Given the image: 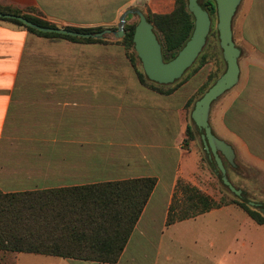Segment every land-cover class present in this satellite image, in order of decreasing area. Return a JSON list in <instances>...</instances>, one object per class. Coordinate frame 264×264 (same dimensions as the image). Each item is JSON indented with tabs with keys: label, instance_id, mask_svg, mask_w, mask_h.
Instances as JSON below:
<instances>
[{
	"label": "crops",
	"instance_id": "obj_1",
	"mask_svg": "<svg viewBox=\"0 0 264 264\" xmlns=\"http://www.w3.org/2000/svg\"><path fill=\"white\" fill-rule=\"evenodd\" d=\"M175 6L176 0H0L2 8L56 27L113 30L129 8L150 17L169 15ZM237 27L233 21V37L248 52L239 58L237 84L213 103L209 121L216 136L234 149L231 182L255 187L245 171L264 177V0H249ZM119 40L102 44L43 37L0 20V190L155 177L157 184L115 264H160L162 257L169 262L177 232L190 227L200 229L198 240L205 245L192 252L194 264H233L235 258L228 256L236 250L254 255L256 242L264 247V239L258 241V224L244 210L247 217H240L234 204L167 226L185 131L191 127L188 105L200 84L196 81L179 104L157 106L189 81L169 95L149 88ZM262 186L264 194V179ZM225 230L234 244L219 239ZM48 257L47 264H107Z\"/></svg>",
	"mask_w": 264,
	"mask_h": 264
},
{
	"label": "trees",
	"instance_id": "obj_2",
	"mask_svg": "<svg viewBox=\"0 0 264 264\" xmlns=\"http://www.w3.org/2000/svg\"><path fill=\"white\" fill-rule=\"evenodd\" d=\"M188 1L176 0L175 10L169 15L148 17L162 44L166 61L176 56L193 32L194 18L189 11ZM199 4L205 5L211 16L216 15V4L213 0H199ZM34 11L32 9L30 12ZM0 13L20 15L40 26L56 27L38 16L13 8L0 7ZM0 20L24 27L43 37H59L80 43H109L105 37L92 39L43 33L14 19ZM137 23L125 25L126 35L118 41L125 48L134 46L133 37ZM66 28L80 32L104 30L101 27ZM128 57L132 62L131 56ZM206 59L207 56L201 53L195 63L203 65ZM216 75L211 73L209 81H216ZM138 76L143 84L150 83L152 87L149 88L161 94H171L179 87L177 85L170 88L171 84H157L150 81L145 74L141 76L138 73ZM205 84L202 85V95L211 87L206 84L207 88ZM162 87L168 89L162 90ZM193 108L194 106L192 110ZM195 131L199 134L192 120V126L187 131L188 138H194ZM204 154L208 163L218 172L222 186L228 190L221 181V173L214 158L210 159L205 150ZM156 184L155 177H141L39 191L5 193L0 190V251L115 264L121 258ZM233 196L255 223L264 225V212H261L264 209L263 201L251 198L244 190L242 198L234 194ZM234 200H217L191 182L177 179L168 209L167 226L234 204ZM250 202H260L262 206L251 205Z\"/></svg>",
	"mask_w": 264,
	"mask_h": 264
},
{
	"label": "water",
	"instance_id": "obj_3",
	"mask_svg": "<svg viewBox=\"0 0 264 264\" xmlns=\"http://www.w3.org/2000/svg\"><path fill=\"white\" fill-rule=\"evenodd\" d=\"M213 1L216 4L218 38L226 69L195 102L191 118L199 130L204 150L210 159L214 158L216 162L221 173L223 185L232 194L242 198L243 190L237 188L231 182L225 165V162H227L231 166L236 167L234 149L229 143L216 136L209 121L213 103L234 87L239 80V58L241 57L242 49L234 41L232 23L242 0ZM188 8L194 18L193 32L183 48L179 50L174 58L168 61L164 58L162 44L154 30L153 24L137 8H129L120 16L117 30L107 28L100 32H80L62 27H44L33 23L23 16L7 13H0V18L17 20L43 33L92 39H103L106 35H113L118 39H122L126 35L125 24L127 17H137L138 23L134 31L133 40L143 71L150 81L166 85L179 80L193 66L206 45L211 31L212 16L206 6L199 4V0H189ZM250 204L262 206L260 202H250ZM261 212H264V209Z\"/></svg>",
	"mask_w": 264,
	"mask_h": 264
},
{
	"label": "rangeland",
	"instance_id": "obj_4",
	"mask_svg": "<svg viewBox=\"0 0 264 264\" xmlns=\"http://www.w3.org/2000/svg\"><path fill=\"white\" fill-rule=\"evenodd\" d=\"M248 3L249 0H242L241 4L239 5L237 12L234 16V23L236 24L237 27V20L242 16V14L247 10L248 8ZM138 19L137 17L130 16L129 18L127 17L126 24L129 23H137ZM125 24V25H126ZM104 29V28H103ZM106 29V28H105ZM118 29V26H116L115 30ZM239 30V29H238ZM218 30H217V15L213 16L212 19V27L211 31L209 33L207 43L204 46L202 50V54L207 56L209 58V64L207 65H200L199 62L193 64V66L185 72L181 80L177 83H174L173 85L171 84L170 88H174L177 85L181 86L189 81V83L185 86L182 87L180 90H178L177 93H175L174 97H172L168 103L166 102L167 100L164 99V101L157 106H167V105H176L179 104L184 97L186 96L187 90L191 88L193 85L196 84V81L199 82V89L197 93L193 96V98L190 101V104L188 105V108L191 109L195 105L194 102L198 100L202 96V85L207 84V86H211L214 82H210L209 80V75L213 73L214 75L217 74L216 76H220L223 71L226 69V63L223 60L222 56V49L220 48L219 44V38H218ZM239 37V36H238ZM105 38L109 42H115L116 40H119L113 35H106ZM235 43L237 46H239V39L237 36L234 37ZM121 40V39H120ZM240 47V46H239ZM242 49V48H241ZM246 49V48H245ZM243 50V53H247L248 50ZM127 50V56H131L132 59V64L135 67V70L137 73H139L141 76H144V71L142 64L138 58V55L134 49V46H129L126 48ZM209 72H211L209 74ZM215 72V73H214ZM210 82V83H209ZM205 84V86H206ZM144 85L148 87H152L150 83H145ZM206 86V87H207ZM179 88V87H178ZM177 88V89H178ZM208 88V87H207ZM206 88V89H207ZM168 87H162V90H167ZM176 89L172 92L174 93ZM204 91V90H202ZM167 95V94H165ZM169 95V94H168ZM163 99V98H161ZM156 105H154L155 107ZM187 119L192 126V118H191V112H187ZM190 126H187V129L185 131V138L183 140V150L184 153L181 156V159L179 161L178 170H177V175L178 179H182L188 182H191L193 185L200 187L211 195L213 198L220 200H234L233 194H231L226 188H224L218 178V172L215 170L214 167H212L204 154V148H203V142L201 139V135L198 134L196 131V138L197 141H195L194 138L190 139L188 138L187 131ZM187 139V141H186ZM194 139V140H193ZM227 167V174L228 176L231 177V179L234 180L233 178V168L229 164H226ZM243 173V171H240ZM246 175L249 176L251 181H256L255 187L248 186L244 184L243 181L239 180L237 183V186L239 189H242L244 187L248 193V195L255 199V200H260L264 199V194L260 191L263 189V179L260 173L255 171V170H249L245 171ZM235 181V180H234ZM255 188L257 190H255ZM235 201V200H234ZM237 200L234 202V205L237 206L239 209L237 211V214H239L240 217H247L244 214L243 209L238 205ZM254 224V223H253ZM256 236L258 238V241L261 242L262 239H264V226H259L256 225ZM200 234V229L195 227H190L187 229H183L181 231L177 232V235H179V241L176 242V245L171 247L172 252V259L169 261L171 264H194L192 263V260H196L197 258L193 256L192 252L198 251L202 246H205L198 240ZM195 236H197L195 238ZM197 239V240H195ZM219 239L222 242H225L227 240V243L229 245L234 244L233 238L231 236V231L230 230H225L224 236L223 234H220ZM215 241V240H214ZM256 253L254 255H249L244 253L242 250H236L234 253L232 252L231 255L228 257L234 260L233 264H264V247L262 246L261 243L256 242ZM260 251V252H259ZM190 256L188 258L187 256ZM41 258V259H40ZM50 260L52 257L44 256V255H36V254H31V253H3L0 251V264H47L44 260ZM169 262L166 261V258L162 257L160 264H169Z\"/></svg>",
	"mask_w": 264,
	"mask_h": 264
},
{
	"label": "flooded vegetation",
	"instance_id": "obj_5",
	"mask_svg": "<svg viewBox=\"0 0 264 264\" xmlns=\"http://www.w3.org/2000/svg\"><path fill=\"white\" fill-rule=\"evenodd\" d=\"M226 164H228V163H227V162H225V165H226ZM229 165H230V164H229ZM230 166H231V165H230ZM232 168H233V169H235L236 167H233V166H232Z\"/></svg>",
	"mask_w": 264,
	"mask_h": 264
}]
</instances>
